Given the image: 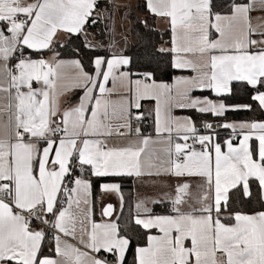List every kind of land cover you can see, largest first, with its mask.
I'll use <instances>...</instances> for the list:
<instances>
[{
  "label": "snow or ice",
  "instance_id": "6c2138e0",
  "mask_svg": "<svg viewBox=\"0 0 264 264\" xmlns=\"http://www.w3.org/2000/svg\"><path fill=\"white\" fill-rule=\"evenodd\" d=\"M97 2L0 0V264H126L130 247L134 264H264V209L237 206L239 197H253L251 185L264 203V121L224 123L234 135L222 145L192 117L173 114L251 110L194 95L227 97L240 85L264 110V0H232L226 14L214 0H146L171 32V47L158 51L170 54V68L192 73L171 83L156 78L158 68L133 79L123 54L96 57L93 73L79 59L26 54L52 50L60 32L86 34ZM117 86L126 95L114 100ZM75 90L83 95L62 108ZM144 101L152 108L142 110ZM148 118L153 133L143 130ZM121 176L198 179L137 203L127 223L111 219L110 204L102 212L108 219L96 222L91 177ZM101 189L119 193L120 185ZM165 200L169 214L147 206ZM129 225L149 233L144 246H133Z\"/></svg>",
  "mask_w": 264,
  "mask_h": 264
},
{
  "label": "trees",
  "instance_id": "16d2710c",
  "mask_svg": "<svg viewBox=\"0 0 264 264\" xmlns=\"http://www.w3.org/2000/svg\"><path fill=\"white\" fill-rule=\"evenodd\" d=\"M232 2V0H214L216 4H223V8H217V11H222V13H227V4ZM246 2V0H245ZM133 13L130 18L132 19L131 34L135 41L133 43H128L124 46L122 51L123 55L131 58V64L128 70L133 75H138L139 73L145 71L148 68L156 69L159 71L157 73V79L163 80L165 82H170L173 78L184 71H179L169 67L170 64V54L161 53L158 51L161 47L171 46V32L167 28L161 30L157 27V17L152 15L147 7L144 0H140L134 7ZM97 12L99 16L97 17V23L92 25H86V31L92 33L99 42V47H90L87 44L86 35H70L67 41L64 43L53 46L52 50H46L42 53L31 52L26 50V54H30L32 58H42L45 54L53 51L58 53L59 58H74L79 59L85 67V71L89 73L94 72V59L98 56L108 59L114 53L110 51L109 46L112 40V29L111 20L114 10V4L111 0H100L97 2ZM146 22V23H145ZM61 45H63L61 47ZM82 91H76L71 94L68 98V104H73L76 100L80 98ZM196 95L215 97L210 92L204 93H194ZM253 94V89L248 86L240 85L234 87V91L231 96L217 98L223 99L227 105H251V110H238L229 111L223 117H216L211 114L202 115L195 111L185 110L183 111L188 116L196 122L197 127L201 132H205L203 122H211L214 120H222L224 122H251V121H264V110L258 107V103L254 101L251 97ZM152 119L148 118L143 121V130L148 133H153ZM227 130V129H226ZM222 134V133H221ZM217 135L214 138L219 137L226 138L229 134ZM92 180V201H93V218L95 220L99 219V200L101 198L102 190L101 185L106 182H117L120 184L121 195L123 196V207L119 213L116 221L118 223H127L135 217L134 210V199H135V184L134 178L132 177H91ZM254 189L253 197L244 198L239 197L237 199V206L245 212H255L264 209V203L261 202L259 193L255 191V185H251ZM235 191V190H234ZM171 205L169 203L156 204L153 207L152 212L155 214L166 215L170 212ZM130 230L129 235L133 237V246H144L146 244V237L149 234L146 230L140 229L138 226L129 225ZM156 231L151 230V234ZM49 244L52 243L51 239H48ZM45 253L51 255L49 248H44ZM134 247H130L129 253L126 257V264H134Z\"/></svg>",
  "mask_w": 264,
  "mask_h": 264
},
{
  "label": "crops",
  "instance_id": "0c3cea01",
  "mask_svg": "<svg viewBox=\"0 0 264 264\" xmlns=\"http://www.w3.org/2000/svg\"><path fill=\"white\" fill-rule=\"evenodd\" d=\"M98 1H100V0H98ZM111 1L113 2L114 6H115L118 3V1H120V0H111ZM133 1H137V3H138L140 0H123V4H127V3L133 2ZM144 1L146 2V0H144ZM260 14L261 13H259V12L253 13V15H260ZM156 23H157V27L161 30H165V29L169 28V24H168L167 20H165L164 18L157 17ZM88 35H91V34H87V36ZM69 36H70V34H67V33H63V32L58 33L57 37L55 38V41H58V42H54L53 46L64 43L65 41H67ZM87 36H86V38H87ZM88 37L90 38V36H88ZM170 47L171 46H169V47L165 46L163 48H170ZM109 49H110V51L112 50L115 54H122V51L124 50V45H122L120 42L115 43L112 41L110 46H109ZM109 58H111V57H109ZM34 59H45L49 62H55L56 59L74 60V58H59L56 55V52H53V51L45 54L42 58H34ZM14 62L15 61H13L12 63H14ZM126 70H128V68ZM188 75H192V73L184 71V73L178 74L176 76H188ZM135 78H136V75H133V79H135ZM171 82L172 81H170L168 83H171ZM35 86L36 85L34 84V87ZM108 87L109 88L112 87L111 81L109 82ZM76 91H82V90L72 91L69 94H67L65 97L62 98V100H61V107L62 108H66L69 105H74L79 100V99L76 100L73 104H68V102H69L68 98L71 97V94L76 92ZM82 95H83V92H82L81 96ZM124 95H126V89L117 86L116 94L113 95L112 99L119 100ZM194 95H196V94H194ZM198 96H201V95H198ZM209 98H211L213 100H217V98H213V97H209ZM142 103H143L142 110H145V111L148 109H151L153 104H154L153 101H144ZM183 111H185V110L175 109L173 114L177 117H190L187 114H185ZM257 122H260V121H257ZM225 123H241V122L240 121H234V122H225ZM225 134H229L230 136L229 137L226 136V138L219 137L218 139L216 137V138H214L215 141L221 143L222 145H225V142L228 139L232 138L233 133H232L231 129H227L225 131V133H222L221 135H225ZM233 143L236 144L237 142L233 141ZM225 150H226V146H225ZM132 178H134V184H135V191H134L135 192V199H134V205H133L134 210H135V216L137 215V209H136L137 203H139L141 201L147 202V201H154V200L162 199V198H164L165 193L172 194L174 192L176 185L178 183L186 180V179L192 180L193 181V187H195V181L198 179V178H176L174 176H159V177L145 176L142 178H135V177H132ZM106 183L119 184L117 182H106ZM106 183H103V184H106ZM120 197H121V191L119 193H117V192H108V191L102 190L101 198H100L99 203H98V205H99V219L98 220H95L94 218L93 219L96 222H101L103 220H107L108 219L107 217L102 216V212H103V209L107 205L110 204L113 206V209H114L111 219L116 220L119 213L121 212L122 207H123V200H121ZM164 203H168V202L165 200ZM160 204H162V203H159V205ZM154 205H156V203H148L147 204V206L149 208H151V210H153ZM92 207H93V201H92ZM35 225L38 228L43 227V226L38 225V224H35ZM154 231H156V230H154ZM153 234H157V233L155 232Z\"/></svg>",
  "mask_w": 264,
  "mask_h": 264
},
{
  "label": "rangeland",
  "instance_id": "374dc122",
  "mask_svg": "<svg viewBox=\"0 0 264 264\" xmlns=\"http://www.w3.org/2000/svg\"><path fill=\"white\" fill-rule=\"evenodd\" d=\"M137 5V1L129 2L127 4H123V0L118 1V3L114 6L115 12L113 13L111 20V29H112V40L111 42H120L122 45L126 46L129 42L133 43L135 39L131 34L132 27V19L130 18L133 13L134 7ZM90 36V38L87 36ZM87 36L85 40H87V44L99 47L100 44L95 39L92 33L86 31Z\"/></svg>",
  "mask_w": 264,
  "mask_h": 264
},
{
  "label": "built area",
  "instance_id": "2783aa9c",
  "mask_svg": "<svg viewBox=\"0 0 264 264\" xmlns=\"http://www.w3.org/2000/svg\"><path fill=\"white\" fill-rule=\"evenodd\" d=\"M210 123L212 124V129H210V130L206 129V131L201 132V134H213L214 133V136H217V135H220L221 133H225L226 128L222 127V125L225 123L224 121L214 120V121H211ZM233 135H232V138H233ZM240 138L241 137H236L235 139H233V141L237 142ZM34 224L40 225L39 222H37V221H34ZM41 226H43V225H41ZM43 227L46 228V226H43Z\"/></svg>",
  "mask_w": 264,
  "mask_h": 264
}]
</instances>
